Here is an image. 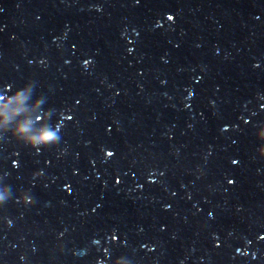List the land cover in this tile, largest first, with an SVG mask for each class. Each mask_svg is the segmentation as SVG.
<instances>
[{
	"label": "water",
	"instance_id": "95a60500",
	"mask_svg": "<svg viewBox=\"0 0 264 264\" xmlns=\"http://www.w3.org/2000/svg\"><path fill=\"white\" fill-rule=\"evenodd\" d=\"M0 264H264V0H0Z\"/></svg>",
	"mask_w": 264,
	"mask_h": 264
}]
</instances>
